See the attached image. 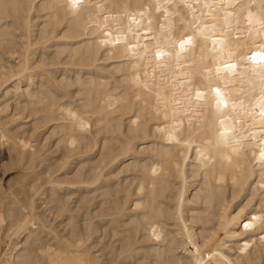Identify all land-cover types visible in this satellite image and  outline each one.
Segmentation results:
<instances>
[{"label":"bare ground","instance_id":"bare-ground-1","mask_svg":"<svg viewBox=\"0 0 264 264\" xmlns=\"http://www.w3.org/2000/svg\"><path fill=\"white\" fill-rule=\"evenodd\" d=\"M260 3L0 0V264H264Z\"/></svg>","mask_w":264,"mask_h":264},{"label":"snow or ice","instance_id":"snow-or-ice-1","mask_svg":"<svg viewBox=\"0 0 264 264\" xmlns=\"http://www.w3.org/2000/svg\"><path fill=\"white\" fill-rule=\"evenodd\" d=\"M80 3H81V0H68L69 6H72V7H76ZM238 6L239 7H244V5H238ZM260 8H261V14L262 15H261L260 19L257 22L260 24V28L262 30H264V0H261ZM248 23L249 24H253L254 23V18H253V15H252L251 11H249V14H248ZM194 41H195V37L194 36H192V35H186V36L182 35V36L178 37L176 40H173V44H177L178 43L180 51L183 52V51L186 50V46H188V45H191V46L195 47L196 45H195ZM216 43H217V41L214 40L213 44L215 45ZM221 43H222V41H221ZM261 48L264 49V45H261ZM165 54L171 55V53H165V52H163V51L158 49L157 52H156L157 59H159L161 56H163ZM177 55H179V54H177ZM247 59L251 60L253 62V64H256L257 66H259L262 69L261 79H262V81H264V50L253 52L251 55H249L247 57ZM37 67H39V65H37ZM30 68H31V66H30ZM225 68L228 71H232L233 69L236 68V65L233 64V63H227L225 65ZM42 70L44 72H48L47 68H43ZM216 71L219 74L221 72V69L219 67H217ZM5 89H7V88H5ZM213 91H215L216 95H217V105H218V107L221 106V105H223L224 107H227V100L223 96L220 88L218 86L214 87ZM196 95H197V97H199L201 95V93L198 91L196 93ZM261 100L264 101V95H262ZM242 103H243V101H241V104ZM260 115H261V117H264V102L261 103ZM221 135H224V134L221 133ZM262 142H264V141H262ZM260 158H261V163L264 164V149H262L260 151ZM253 183H255V181H253ZM261 186L264 187V183H262ZM249 187H251V185H249ZM262 195H264V194H262ZM262 203H264V201H262ZM257 219H261L262 224H264V218L257 217V216H254V215L252 216V220H257ZM241 223H242V226H243L244 229H249V228L254 227L253 224L248 221L247 217H245L244 220L241 221ZM259 239L264 240V230H262V232H261V234L259 236ZM29 246L31 247V243H30ZM245 246H247V244ZM86 250L87 249L85 248V251ZM14 264H15V262H14ZM198 264H202V262H198ZM231 264H235V261H232Z\"/></svg>","mask_w":264,"mask_h":264},{"label":"rangeland","instance_id":"rangeland-1","mask_svg":"<svg viewBox=\"0 0 264 264\" xmlns=\"http://www.w3.org/2000/svg\"><path fill=\"white\" fill-rule=\"evenodd\" d=\"M0 160H1V157H0ZM1 172H2V171H1V168H0V178H1V174H2Z\"/></svg>","mask_w":264,"mask_h":264}]
</instances>
